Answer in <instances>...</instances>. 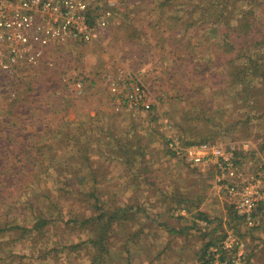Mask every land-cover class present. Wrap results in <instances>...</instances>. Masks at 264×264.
I'll use <instances>...</instances> for the list:
<instances>
[{"label": "rangeland", "instance_id": "obj_1", "mask_svg": "<svg viewBox=\"0 0 264 264\" xmlns=\"http://www.w3.org/2000/svg\"><path fill=\"white\" fill-rule=\"evenodd\" d=\"M86 1L97 7L94 14L111 13L99 41L53 43L42 62L25 65L12 76L0 71V205L14 197L7 207H0V264H226L219 256L207 263L204 254L208 243L225 246L231 244L229 240L233 241L227 248L232 259L234 254L238 260L243 252L241 264H264V212L257 227L237 219L233 199L218 180L217 166L192 165L173 156L164 150L163 140L171 131L185 144L191 136L183 131L187 129L184 113L207 114L214 120L202 124L220 135L206 143L234 149L241 179L264 173V76L255 79L250 74V66L264 64L259 48L248 47L240 54L234 50L231 56L217 49L229 28L217 33L209 28L227 25L224 17L225 24H197L182 31L186 24L173 21L171 13L162 18L158 0L140 5L137 2L144 0ZM256 11L259 15L260 10ZM124 15L130 16L128 22L136 20L133 29L140 31L133 43L120 28ZM230 23L237 25L235 18ZM179 37L181 51L176 50ZM244 67L249 68L247 83L233 85L235 69L239 72ZM130 72L134 79L138 76L154 106L136 115V124L145 128L139 131L148 141L144 158L149 173L141 172L139 164L132 167L109 154L102 129L111 126L106 116L93 121L87 117L100 111H126L113 130L120 134L127 128L129 109L112 103L111 84L119 77L121 85L126 83ZM198 101L203 109L193 107ZM84 125L90 128L83 133ZM58 129L83 135V147L90 144L96 150L89 159L97 182L93 177L84 184L75 180L72 191L63 184L70 179L63 173V182L56 185V163L79 170L82 178L87 167L83 162H89L74 157L76 151L70 154L74 148L65 137L63 152L54 163L50 154L42 155L50 132ZM42 192L53 199L51 210L49 196L34 197ZM88 193H97L106 200L108 210L119 216L117 223H111L105 243L97 220H91L104 209L90 208ZM39 218L45 224L36 227Z\"/></svg>", "mask_w": 264, "mask_h": 264}, {"label": "trees", "instance_id": "obj_2", "mask_svg": "<svg viewBox=\"0 0 264 264\" xmlns=\"http://www.w3.org/2000/svg\"><path fill=\"white\" fill-rule=\"evenodd\" d=\"M157 2L160 7L159 9H160L162 18L164 15H166V13H171V15L174 16L173 21H176L177 23H180L183 25L186 24V26L183 27L182 31L188 30L190 27L196 26L197 24L203 27H206L209 24L211 25H215L218 23L225 24L226 22L227 25H221L220 26L221 29L218 27L209 28V30L214 33H217L222 29L229 28V32L225 35L224 41L216 44V48L219 50L222 49L223 50L222 52L225 55L231 56L230 54L234 50L238 51V53L240 54L241 52H244L246 48L249 47L250 49L259 48L257 50L258 52H260V54H258L260 56L259 58L262 59L264 57L263 55L264 54V0H197V1L196 0H158ZM142 3L146 4L145 0L140 1V3L137 2L138 5ZM238 4H241V5H238ZM185 6H188V8H186ZM246 6H248V9H245ZM96 8L93 9L91 7L88 13H94V11H96ZM256 8L260 10L259 15L256 11ZM238 9H239V12L236 13V10ZM183 11L185 12L184 14H179ZM147 14L149 15V12ZM186 16H188L189 18L188 21L185 20ZM223 17H224L225 22L221 19ZM129 18L130 16L124 15V17L122 18V25L120 28L122 32L129 33L127 35V39L133 43L135 42V40L139 38L140 31L138 32V30L133 29L136 26L135 24H133V21H136V20L130 19V20H133V21H130L131 22L130 23L128 22ZM231 18L236 19L237 21L236 26L231 25L230 23ZM135 32H136L137 38H135V35H134ZM180 36H184V35L182 34ZM230 36H234V38ZM176 40H177L176 50L181 51V48H184V46L182 45L183 41L181 42L180 37L179 39L177 38ZM218 45H221V47H218ZM215 53L218 54L217 51H215ZM231 59L232 58L228 59L230 60L229 61L230 63L233 62ZM194 64L197 65L195 61H194ZM253 64H254V61H253ZM193 68L195 69V70L193 69L194 74H195L197 67H193ZM250 68H252L253 70L250 73L253 78L257 79L259 76H264V64H262L261 66L257 64L255 66H250ZM247 69L249 68L244 67L243 70L242 68H240L239 72L237 71V69H235V73L237 75L233 74L231 76L233 85L247 83V82H244V80L248 77L245 75V73H247ZM195 75L198 77L199 76L198 72ZM119 78L120 80L114 78L115 83H118V84L121 83L122 79L121 77ZM131 91H132V88L130 89L129 87L128 89H123L122 87L120 90L116 89L114 92L112 91V95H111L112 103L116 106L119 105L122 108L129 109V111H127L128 114L125 120L127 121L126 125L128 126L124 130L121 129L120 134H116L114 132L113 130L115 127L114 124L120 117L126 114V111H121V112L100 111V112H96L95 116L87 115V117L90 119V121H93L94 119H99V117L101 116H106L111 126L102 128V129L104 130V132H106L105 135L107 137V141L104 143V147L108 148L109 154L113 155L115 159H124V161L132 167H135L139 164L141 165L139 167L141 172L144 171L146 173H149L150 165L147 159L144 158L147 154L146 150L148 148V141L146 139V136L143 135L141 131H139V129L143 130L145 128H141V123L136 124V121H137L136 115L138 112L151 111L152 109H154V106L150 104V107H146V106H143L141 103L137 105L133 101L131 100L129 101L127 94ZM259 93H263V92H261V90L259 89ZM200 103L201 101H198V104L193 107L194 108L200 107L203 109L205 106L202 103L200 106ZM203 112L204 111L202 110V113ZM206 115L197 116L196 113L191 112V111L184 113L183 123L187 126V129H183V128L182 129L184 133L187 134V136H191V137H188V140L186 141L185 144L182 142L184 145L190 146L194 144L206 143V142H209L207 141L208 139H211L212 137L214 138L215 136L220 135L219 133L214 132L211 129H208V128H211L210 125H208V128L207 126L204 127V125L202 124L203 122L210 124L214 120V118L212 119L211 117L209 116L207 117ZM89 128L90 127H87V126L85 127L84 125L81 129L84 130L82 131L84 133ZM61 129L50 132V138H49L50 142L47 141L46 143H44V146H43L44 151H42L43 152L42 155L45 156L47 154H50L49 158L52 159V162L56 161L55 156H58L60 152L61 153L63 152L62 144L65 141L64 140V137H65L69 139V142H71L72 148H74V149H70L71 150L70 154H72L73 151H76L74 157H78V158L81 157L82 159H85L89 162H83L84 164H86L87 167H85L86 170L84 171V174H83L84 177L82 178L80 177L79 170L74 171L73 168L70 167L68 163L67 165L69 167L61 163H56L55 164L56 169L52 168L53 171L55 169L54 174L57 173L56 185H58L59 182H63L61 180L63 173H67L70 178L69 180H64L66 183L63 182V184L67 188H69V190H72V191L74 190V187H75V182H74L75 180H77L78 184H84L86 181L85 179H88V182H90L89 178L93 177L94 178L93 181L97 182L96 180L97 174H96L95 168L93 167V161L91 162L89 159V154L95 153L96 150L91 149L90 144H87V146L83 147L84 144L80 143V136H83V135L79 134L75 136L74 134L69 133L70 130L67 129V131H61ZM170 132L171 131L168 132V135ZM168 135L166 136V133L163 135L165 138V139L163 138V140L167 144L166 149L164 148V150L167 151V153H171L173 156L180 158L181 156H178L176 152L170 149L169 147L170 140L168 138ZM176 138H179V137H176ZM193 138H196V139L191 140ZM53 150H55V152H53ZM40 151L41 149H38V152ZM181 159L185 160V158H181ZM47 171L48 169L46 168L43 171V174L47 173ZM70 173L73 175L70 176ZM38 175L39 174H35L33 176L36 181H38L40 178ZM87 175L89 176L87 177ZM36 194L37 195L34 196L35 198H39L40 195L45 196V197L49 196L50 205L48 209L51 210V208H53L54 202H53V199L48 194V192H42L41 194L39 193H36ZM86 196H88L87 197L88 199L86 201L89 202L90 208L96 211L100 210L99 209L100 207L104 209V211H102L101 213L97 215L96 219L92 218L91 220H97L95 224L100 229L99 236L102 242L105 243L108 237L107 234L112 228L111 223L112 222L114 224L117 223L119 221V216L108 210V206H106V200L99 197L97 193H88ZM11 199H14V197L9 196L8 198H5L4 201L1 202L0 207L1 206L7 207L9 205L8 203L12 201ZM200 214L205 221H208V217L206 214H203L202 212H200ZM73 219L77 220V218H73ZM237 219L244 220V218L241 216H237ZM38 222L39 223L36 225V227L39 225L45 224V221H41V218H39ZM87 223L88 222L86 221L84 222L85 225ZM225 237L226 236H224V238ZM104 247H105V244H104ZM228 251L229 250L224 246L223 242L221 243V245H214L213 243L210 242L206 245V249H205L204 256H208V259L206 262L211 263L215 261V256H219L220 261L222 263L227 262V264H233L232 262L234 261V254H233V259H232L228 255ZM99 259H100V255H98V261Z\"/></svg>", "mask_w": 264, "mask_h": 264}, {"label": "built area", "instance_id": "obj_3", "mask_svg": "<svg viewBox=\"0 0 264 264\" xmlns=\"http://www.w3.org/2000/svg\"><path fill=\"white\" fill-rule=\"evenodd\" d=\"M90 8L86 0H0V71L12 76L25 65L42 62L53 43L63 44L70 39L81 43L99 41L101 30L109 26L111 13H88ZM135 77L130 72L124 85L112 82V91L122 86L132 88L127 94L129 101L150 107L147 91ZM168 138L170 149L190 164L214 163L218 180L233 199L237 215L252 227L260 225L259 215L264 212V173L241 179L233 148L214 143L187 146L172 132ZM229 242L226 248H231L233 241ZM237 256L238 260L233 262L241 264L243 252Z\"/></svg>", "mask_w": 264, "mask_h": 264}]
</instances>
